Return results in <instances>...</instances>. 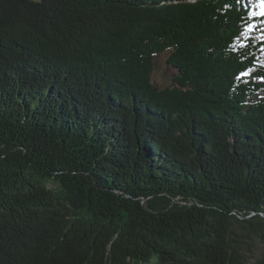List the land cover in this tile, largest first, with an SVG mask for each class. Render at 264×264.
<instances>
[{"label": "trees", "instance_id": "trees-1", "mask_svg": "<svg viewBox=\"0 0 264 264\" xmlns=\"http://www.w3.org/2000/svg\"><path fill=\"white\" fill-rule=\"evenodd\" d=\"M247 2L0 0V264H264Z\"/></svg>", "mask_w": 264, "mask_h": 264}, {"label": "rangeland", "instance_id": "rangeland-1", "mask_svg": "<svg viewBox=\"0 0 264 264\" xmlns=\"http://www.w3.org/2000/svg\"><path fill=\"white\" fill-rule=\"evenodd\" d=\"M260 0H249L248 5L250 7V14L252 12H259L260 11ZM248 24H254L255 28L247 34V36L243 34L241 35L238 43L236 45L240 46L242 44L241 40H245L243 44L245 46L251 47L255 46L258 48L259 54H256V57L258 58L259 62L264 61V40L261 39V36L264 35V16H251L250 20L247 23ZM255 53V52H253ZM166 57L167 54H161L157 56L156 58V68L153 73V79L154 82L159 86H167L172 83V77L174 75L173 69L166 63ZM251 71H247L245 75L246 77H249L251 72H253L254 68L250 69ZM246 249L251 248L253 255H258L264 248V245L261 243V241L254 239L252 241V245H245ZM253 261V258L251 259Z\"/></svg>", "mask_w": 264, "mask_h": 264}, {"label": "snow or ice", "instance_id": "snow-or-ice-1", "mask_svg": "<svg viewBox=\"0 0 264 264\" xmlns=\"http://www.w3.org/2000/svg\"><path fill=\"white\" fill-rule=\"evenodd\" d=\"M259 7H260V11L259 12H252L250 15L251 16H257V15L264 16V0H260ZM254 28H255L254 24L246 25V27L244 29V35L247 36V34L249 32H251ZM261 39L264 40V35L261 36ZM240 46L244 47L245 45L242 43ZM248 71L250 72L251 70H248ZM244 74L246 75L247 73H244Z\"/></svg>", "mask_w": 264, "mask_h": 264}]
</instances>
